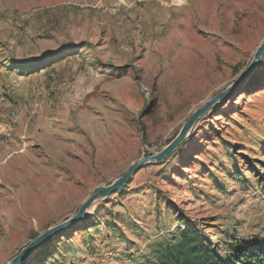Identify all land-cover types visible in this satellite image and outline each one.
<instances>
[{"label": "rangeland", "instance_id": "1", "mask_svg": "<svg viewBox=\"0 0 264 264\" xmlns=\"http://www.w3.org/2000/svg\"><path fill=\"white\" fill-rule=\"evenodd\" d=\"M263 42L264 0H0V96L22 109L0 106V264L160 152ZM188 228L231 264L264 242V54L23 264H161Z\"/></svg>", "mask_w": 264, "mask_h": 264}, {"label": "water", "instance_id": "2", "mask_svg": "<svg viewBox=\"0 0 264 264\" xmlns=\"http://www.w3.org/2000/svg\"><path fill=\"white\" fill-rule=\"evenodd\" d=\"M264 54V42L258 47L255 52L254 58L244 74L237 79L231 86H229L223 92L215 95L210 100H208L202 107L198 108L192 116L183 125L178 135L167 144L160 152L145 156L135 163H133L130 168L120 177H118L114 182L107 186L97 187L93 194L81 205L76 214L69 217L67 220L50 227L48 230L39 235L36 239L27 244L21 252L12 258L7 264H23L29 257L35 253L37 250L42 248V246L55 238L62 235L67 230L75 227L80 221H82L90 207L95 201L101 198H108L117 192H122L128 183L131 181L133 175L141 169L147 163L161 162L169 157L179 145L187 138L197 121L207 113L213 106L227 99L239 86H241L253 69L258 65L261 57Z\"/></svg>", "mask_w": 264, "mask_h": 264}, {"label": "trees", "instance_id": "3", "mask_svg": "<svg viewBox=\"0 0 264 264\" xmlns=\"http://www.w3.org/2000/svg\"><path fill=\"white\" fill-rule=\"evenodd\" d=\"M231 262L238 264H264V242L256 240L236 250ZM161 264H231L209 245L196 228L182 231L181 239L165 249Z\"/></svg>", "mask_w": 264, "mask_h": 264}, {"label": "built area", "instance_id": "4", "mask_svg": "<svg viewBox=\"0 0 264 264\" xmlns=\"http://www.w3.org/2000/svg\"><path fill=\"white\" fill-rule=\"evenodd\" d=\"M0 106H2L8 111V115L12 120L18 119L22 113L21 107L15 105L13 102H11L8 98L4 96H0ZM34 106L37 108L39 106L38 102L35 103Z\"/></svg>", "mask_w": 264, "mask_h": 264}, {"label": "bare ground", "instance_id": "5", "mask_svg": "<svg viewBox=\"0 0 264 264\" xmlns=\"http://www.w3.org/2000/svg\"><path fill=\"white\" fill-rule=\"evenodd\" d=\"M164 54H166V56L168 58H172L174 56V54L176 53V44L174 42H170V44H168L165 47V50L163 52ZM175 61V60H174ZM161 63V62H160ZM171 75V74H170ZM173 78V77H172Z\"/></svg>", "mask_w": 264, "mask_h": 264}]
</instances>
